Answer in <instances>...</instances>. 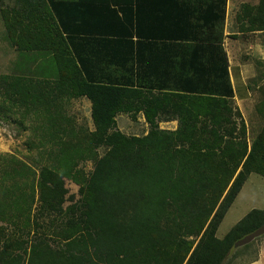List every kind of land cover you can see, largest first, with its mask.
I'll list each match as a JSON object with an SVG mask.
<instances>
[{"label":"trees","instance_id":"16d2710c","mask_svg":"<svg viewBox=\"0 0 264 264\" xmlns=\"http://www.w3.org/2000/svg\"><path fill=\"white\" fill-rule=\"evenodd\" d=\"M127 1L19 0L16 8L0 9L9 44L46 56L58 80L90 102L94 128L87 137L92 170L77 199L67 197L62 178L71 176L76 157L60 140L51 143L62 149L64 166L41 167L31 192L16 188L10 175L24 170L20 162L0 172V222L15 229L0 228V264H232L240 255L234 244L264 226V210H252L216 237L248 177L264 176V125L248 144L245 124L237 127L232 114L221 46L227 0L179 3L178 28L162 33L174 44H163L157 55L154 42L162 37L151 12L167 15L171 0L164 7L137 0L135 26ZM251 12H245L249 29L264 30V0ZM173 47L188 59L180 73L168 55ZM134 53L138 62L159 57L167 77L158 81L157 95L138 89L145 85H133L123 72L111 74L124 71ZM0 90L10 98L27 84L0 76ZM134 109L149 123L145 137H126L116 128V117ZM160 114L177 121L175 131L159 130Z\"/></svg>","mask_w":264,"mask_h":264},{"label":"rangeland","instance_id":"374dc122","mask_svg":"<svg viewBox=\"0 0 264 264\" xmlns=\"http://www.w3.org/2000/svg\"><path fill=\"white\" fill-rule=\"evenodd\" d=\"M230 2L236 7L225 14L227 22L224 20L222 27L221 46L226 51L229 78L234 91L232 114H238V117L234 116L237 127L240 120L245 124L246 140L250 144L264 125L260 116L264 110V30L254 32L249 29L251 21L245 12L252 10L254 14L260 0ZM18 6L19 0H0V9ZM218 36L216 33V38ZM0 76L23 79L27 84L25 92L18 90L9 95L10 98L0 90V108L5 110L0 112V172H10V169L15 168L17 163L7 168L13 160L20 162L24 170L18 168L16 175H10L16 188L21 186L29 192L41 167L58 169L64 166L59 152L62 149L51 143L52 140H60L76 157V167L71 176L64 175L62 178L67 197L74 196L77 199L79 184L90 173L93 165V152L87 148V137L94 130L90 102L75 95L67 82L58 80L46 56L19 53L12 47L4 36L1 19ZM160 116L163 117L160 121L155 119L159 130H176L177 121L165 120L169 116L164 114ZM115 122L117 130L126 137H145L150 131L145 114L136 109L117 116ZM97 152L102 153L99 150ZM25 167L28 168L27 172ZM11 183L10 179L7 185ZM252 210H264V176L255 174L250 175L243 185L221 222L216 237L222 239ZM15 217L11 216L14 220ZM0 228L8 233L15 230L12 225L3 222H0ZM262 239L264 235L246 248H234L240 250V255L232 260V264L254 261Z\"/></svg>","mask_w":264,"mask_h":264},{"label":"crops","instance_id":"0c3cea01","mask_svg":"<svg viewBox=\"0 0 264 264\" xmlns=\"http://www.w3.org/2000/svg\"><path fill=\"white\" fill-rule=\"evenodd\" d=\"M60 1L75 2L77 0H60ZM151 1L156 3V5H161L162 7H164L165 3L168 2V0H151ZM192 1L194 2V0ZM230 1L231 0L226 1L225 14H227V12L232 9V7H236V5L231 4ZM185 2H187V0H171L170 4L168 5L169 8L171 7V9L168 11L170 12L169 15H168V12L166 15L165 10L160 11L161 9H157L151 12L152 16L154 17V21L158 24L156 25V32H157L156 35L159 37H162V39L156 38L154 42L155 50H156L155 52H153L154 54L157 55L159 51L161 52V49L163 48L162 46L163 44L165 43L168 45L174 44L173 40L167 39V36H165L162 33H164L165 29L168 27H171L172 30L176 31V29L178 28V24L176 23L181 22V17L175 13L181 9V6L179 3H185ZM139 3H140V0H139ZM139 3L137 0L127 1V4L132 8V12H133L132 22L134 26L138 22V18L141 17V16L139 17L137 16V10H139L138 9ZM143 17L149 23L151 22L149 17H146L144 15ZM225 21L227 22L226 16H225ZM131 41L135 42V38H131ZM222 48L226 54L224 46H222ZM177 51H178V48L173 47L168 50V55L169 56L171 55V61H173L172 65L174 66L176 71L180 73L181 63L183 64V61L188 60V59H186L185 57L182 58L180 54L176 53ZM157 58L159 57L156 56V58L154 59H150V60L147 59L146 61L138 62V59L136 58V53H134V55L132 54L131 61L127 63L124 67V71H126V73L121 68H117L116 70H113L111 74L113 76H118L122 74L123 72L124 75L126 74L127 79L133 83V85L137 86L138 82H140L142 85H145L144 88H138V89H141L144 92H151L152 94H157L158 92H160L159 90L156 89L158 81L167 77V73L163 71V68L160 65V63L155 62ZM182 68H183L182 71L183 70L187 71V68H184V67ZM172 71H173V67H172ZM129 72H131V75H129ZM228 73H229V66H228ZM172 75H173V78L177 79L176 74L175 75L172 74ZM251 264H264V239H262L259 243L257 260Z\"/></svg>","mask_w":264,"mask_h":264},{"label":"water","instance_id":"95a60500","mask_svg":"<svg viewBox=\"0 0 264 264\" xmlns=\"http://www.w3.org/2000/svg\"><path fill=\"white\" fill-rule=\"evenodd\" d=\"M264 235V226H262L261 228L255 230L254 232H252L251 234L245 236L243 239L237 241L234 244V248L238 249V248H242L248 244H250L251 242H253L254 240H256L257 238H260L261 236Z\"/></svg>","mask_w":264,"mask_h":264}]
</instances>
